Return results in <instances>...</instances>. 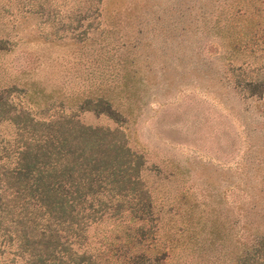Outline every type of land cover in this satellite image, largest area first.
Wrapping results in <instances>:
<instances>
[{
  "label": "rangeland",
  "instance_id": "1",
  "mask_svg": "<svg viewBox=\"0 0 264 264\" xmlns=\"http://www.w3.org/2000/svg\"><path fill=\"white\" fill-rule=\"evenodd\" d=\"M104 4L85 12L73 0H0L7 115L57 114L60 99L74 109L130 67V98L107 91L123 120L90 110L75 119L118 129L141 156L166 263L235 264L264 240V0H147L132 13Z\"/></svg>",
  "mask_w": 264,
  "mask_h": 264
},
{
  "label": "trees",
  "instance_id": "2",
  "mask_svg": "<svg viewBox=\"0 0 264 264\" xmlns=\"http://www.w3.org/2000/svg\"><path fill=\"white\" fill-rule=\"evenodd\" d=\"M73 1L76 10L87 12L103 0ZM143 1L104 0V7L132 13ZM104 65L117 69L116 63ZM119 69L123 78L110 77L79 97L74 109L64 110L60 99L57 114L43 107L46 115L39 117L28 111L8 116L10 88H0V123L16 125L9 133L0 129V264H169L152 234L158 219L140 176L141 156L124 144L118 129L75 119L85 110L125 118L107 94L111 85L126 101L131 96L132 70ZM27 97L39 103L36 93ZM250 247L234 257L235 264H264V240Z\"/></svg>",
  "mask_w": 264,
  "mask_h": 264
}]
</instances>
